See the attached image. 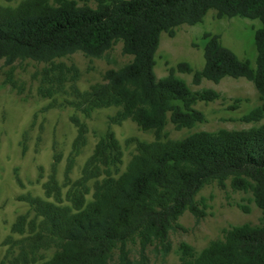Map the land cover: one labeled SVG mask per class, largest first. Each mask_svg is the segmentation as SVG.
<instances>
[{"label":"trees","instance_id":"16d2710c","mask_svg":"<svg viewBox=\"0 0 264 264\" xmlns=\"http://www.w3.org/2000/svg\"><path fill=\"white\" fill-rule=\"evenodd\" d=\"M210 9L218 17L260 20L254 37L256 66L214 34L204 46L202 68L194 70L182 61L158 78L161 34L173 36L181 24L202 22ZM115 42L122 43L131 60L107 69L103 82L92 86L88 95L94 105L122 106L141 129L159 133L168 119L177 129L204 120L192 104L218 93L192 92L176 71L192 72L194 83L245 77L255 84L261 103L242 119L264 118V0H22L15 7L0 5V58L6 63L26 58L52 62L76 51L102 56ZM79 128L80 133L86 131L84 123ZM120 155L115 133L101 135L87 165L101 163L107 177L87 205L82 194L74 198V211L35 200L61 241V249L39 264H146L149 246L163 253L170 250V234L181 228L178 219L184 212L197 220L206 215L205 199L196 198L200 190L213 180L225 186L228 179L234 189L252 194L262 212L261 223L232 226L223 240L202 250L199 262L264 264V122L243 129L201 130L176 141L139 143L127 170L115 179L109 165ZM136 242L138 258H131L130 243Z\"/></svg>","mask_w":264,"mask_h":264},{"label":"rangeland","instance_id":"374dc122","mask_svg":"<svg viewBox=\"0 0 264 264\" xmlns=\"http://www.w3.org/2000/svg\"><path fill=\"white\" fill-rule=\"evenodd\" d=\"M21 1L0 0V5L15 7ZM260 26L257 18L218 17L210 9L202 22L181 24L173 36L161 34L156 75L164 77L182 61L194 70L202 68L204 46L214 34L255 67L254 37ZM130 60L121 42H115L102 56L76 51L52 62L26 58L6 63L0 58V264H39L61 249L56 231L35 200L73 211L76 196L82 194L85 205L94 201L97 186L107 177L106 168L98 162L87 163L107 131L115 133L121 147L120 159H112L109 165L111 177L116 179L127 170L139 143L176 141L201 130L243 129L264 122V118L242 119L261 103L252 81L225 76L218 82L203 78L194 83L192 72L176 71L192 92L213 89L218 96L192 104L204 114V120L192 127L177 129L168 119L159 133L143 130L123 113L122 106L94 105L88 95L92 86L103 82L107 69ZM80 123L85 124L84 133H80ZM196 198L205 199L206 215L197 220L191 212H184L178 219L181 228L170 234V250L163 253L149 246L146 264H201L202 250L223 240L232 226L261 223L262 212L252 194L234 189L230 179L225 186L211 181ZM130 247L131 258H138L137 242Z\"/></svg>","mask_w":264,"mask_h":264}]
</instances>
